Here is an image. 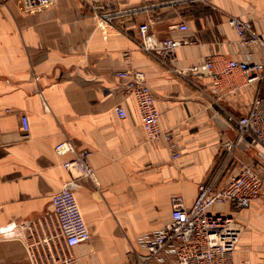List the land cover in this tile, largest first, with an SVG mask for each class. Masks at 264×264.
<instances>
[{"label": "crops", "instance_id": "1", "mask_svg": "<svg viewBox=\"0 0 264 264\" xmlns=\"http://www.w3.org/2000/svg\"><path fill=\"white\" fill-rule=\"evenodd\" d=\"M234 17L264 33V0H55L33 10L23 0H0V264H30L18 239L22 223L52 212V196L74 177L91 237L74 249L80 264H134L135 253L144 252L139 237L171 222V199L193 205L198 185L222 160V141L236 130L216 120L209 80L177 71L208 57L237 58L228 24ZM144 23L159 41H185L171 66L137 46ZM178 24L189 30L173 28ZM126 69L145 75L178 159L165 143L147 139L136 101L116 77ZM225 99L239 114L251 101L248 91ZM117 105L126 119L116 116ZM21 116L29 119L28 133ZM62 143L73 149L59 154ZM86 152L88 177L64 167ZM212 211L232 214L227 205ZM234 216L235 263L264 264V187Z\"/></svg>", "mask_w": 264, "mask_h": 264}, {"label": "built area", "instance_id": "2", "mask_svg": "<svg viewBox=\"0 0 264 264\" xmlns=\"http://www.w3.org/2000/svg\"><path fill=\"white\" fill-rule=\"evenodd\" d=\"M55 0H23V7L33 10L48 7ZM213 0H171V4H189ZM228 24L236 33L237 58L218 60L208 57L202 65H192L177 72L193 76L198 81L208 79L210 106L215 114L224 115L227 124L236 130L233 138L222 141L224 154L220 164L211 172L207 181L197 187L198 194L191 207L182 198H172L171 222L159 231L139 237L144 252L135 253L134 264H236L235 246L230 243L231 232L236 224L232 214L213 212L215 206L227 205L232 213L251 206L262 191L263 178L254 165L238 160L230 169L227 179L222 178L234 158V151L243 141L248 143L264 160V33L254 27L251 20L236 17ZM137 46L164 66L175 61V50L185 41L165 38L158 40L148 23L139 26ZM186 32L185 24L174 25ZM127 57V54H125ZM122 87L137 103L141 126L147 139L157 144L165 143L173 159L179 157V147L171 131L160 126V114L152 88L145 75L136 70L117 71ZM200 85L196 88L201 92ZM250 93L251 101L245 114L234 113L225 103L226 96ZM204 95L207 92L202 91ZM116 116L127 118L122 105L114 108ZM22 131L28 133L29 119L20 118ZM70 145H58L59 154L71 151ZM89 152L81 153L72 161L64 162L67 170H75L79 177H88L91 167L86 163ZM78 178L68 180L51 198L52 212L31 218L21 225L23 235L18 237L30 264H80L74 249L91 240L74 193ZM222 183V184H221Z\"/></svg>", "mask_w": 264, "mask_h": 264}, {"label": "rangeland", "instance_id": "3", "mask_svg": "<svg viewBox=\"0 0 264 264\" xmlns=\"http://www.w3.org/2000/svg\"><path fill=\"white\" fill-rule=\"evenodd\" d=\"M239 149L242 150L243 153L240 152V154H239V152H237ZM236 152H237V154H236ZM223 154H224V151H222L221 157ZM234 158L235 159H232V161L229 165V169L226 172L227 174H230L229 173L230 169H233L236 166L237 161L239 159L243 160L245 162H248V163L254 165L255 168L257 169V171H259V173L261 174V176L263 178V186L262 187H264V160L258 155V153L253 148L252 149L251 148H247V149L237 148V150L234 151ZM236 213H238V212H236ZM236 213H232V215L234 216ZM234 218H235V216H234ZM236 220H237V218H236Z\"/></svg>", "mask_w": 264, "mask_h": 264}, {"label": "water", "instance_id": "4", "mask_svg": "<svg viewBox=\"0 0 264 264\" xmlns=\"http://www.w3.org/2000/svg\"><path fill=\"white\" fill-rule=\"evenodd\" d=\"M216 120L219 121L220 126H222V125H226V126H228V124H227V122L225 121V119H223V117H221L220 115H217V116H216ZM240 148H242V149H247V148H249V145H248V143H246L245 141H243L242 144L240 145Z\"/></svg>", "mask_w": 264, "mask_h": 264}]
</instances>
